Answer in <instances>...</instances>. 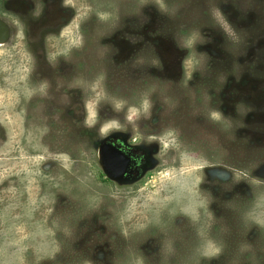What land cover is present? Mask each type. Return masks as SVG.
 <instances>
[{
  "label": "rangeland",
  "instance_id": "rangeland-1",
  "mask_svg": "<svg viewBox=\"0 0 264 264\" xmlns=\"http://www.w3.org/2000/svg\"><path fill=\"white\" fill-rule=\"evenodd\" d=\"M0 17V264H264V0ZM109 140L146 172L108 177Z\"/></svg>",
  "mask_w": 264,
  "mask_h": 264
},
{
  "label": "flooded vegetation",
  "instance_id": "flooded-vegetation-1",
  "mask_svg": "<svg viewBox=\"0 0 264 264\" xmlns=\"http://www.w3.org/2000/svg\"><path fill=\"white\" fill-rule=\"evenodd\" d=\"M0 20L4 21L10 27L11 41L13 38V30L12 26L10 25V22L2 17H0ZM99 150L100 153L103 154V156L107 160L112 159L114 156L117 157L119 166L117 168V171L114 173L121 177L119 179H114L110 177L114 180H123L132 175H136L138 178L141 177L146 172L145 168L148 167V157L150 160L154 155L153 151H150L148 153L145 147H141L140 144L130 145L125 143L124 141H106L102 146H100ZM106 174L108 176V171H106Z\"/></svg>",
  "mask_w": 264,
  "mask_h": 264
},
{
  "label": "water",
  "instance_id": "water-1",
  "mask_svg": "<svg viewBox=\"0 0 264 264\" xmlns=\"http://www.w3.org/2000/svg\"><path fill=\"white\" fill-rule=\"evenodd\" d=\"M11 38V29L10 27L2 20H0V44L5 45L10 42ZM100 159L104 162V168L108 171V176L114 179H119L121 176L116 175L118 168L117 157L114 156L112 159L107 160L103 154L100 153ZM115 169V171H114Z\"/></svg>",
  "mask_w": 264,
  "mask_h": 264
},
{
  "label": "bare ground",
  "instance_id": "bare-ground-1",
  "mask_svg": "<svg viewBox=\"0 0 264 264\" xmlns=\"http://www.w3.org/2000/svg\"><path fill=\"white\" fill-rule=\"evenodd\" d=\"M2 47V46H1Z\"/></svg>",
  "mask_w": 264,
  "mask_h": 264
}]
</instances>
